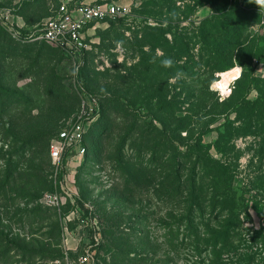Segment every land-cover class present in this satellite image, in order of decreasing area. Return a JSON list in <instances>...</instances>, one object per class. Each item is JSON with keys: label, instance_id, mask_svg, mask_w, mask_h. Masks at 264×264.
<instances>
[{"label": "rangeland", "instance_id": "rangeland-1", "mask_svg": "<svg viewBox=\"0 0 264 264\" xmlns=\"http://www.w3.org/2000/svg\"><path fill=\"white\" fill-rule=\"evenodd\" d=\"M60 1L0 0L6 22H0V91L12 99L0 107V185L1 177L13 172L0 189V232L10 239L0 245L5 257L0 264H56L66 254L68 264H77L96 233L98 264H203L191 244L177 248L175 239L168 245V205L146 190L128 200L115 189L123 190L122 176L129 178L123 167L139 162L140 152L147 161L164 150L171 156L174 146L188 160L184 174L195 170L198 154L203 164L209 158L230 160L237 196L249 208L245 225L262 220L264 0H73L130 6L124 16L91 24L81 62L56 46L23 42L10 31H39ZM165 60L171 63L165 66ZM219 64L222 68H215ZM236 69L233 79H225ZM192 71L201 74L191 78ZM248 89L247 98L256 102L252 114L236 106ZM230 97L227 108L217 103ZM84 100L102 106L87 124L90 156L53 160L52 142L76 121ZM105 131L95 161L91 147ZM201 131V147L187 151ZM200 172L210 175L208 169ZM258 174L263 176L254 180ZM51 192L60 194V205L44 201ZM39 207L42 212L34 213ZM142 216L149 218L147 246L144 234L136 232L143 228ZM109 225L125 229L111 237ZM124 233L131 235L127 247L120 239ZM117 247L125 255L117 256Z\"/></svg>", "mask_w": 264, "mask_h": 264}, {"label": "trees", "instance_id": "trees-1", "mask_svg": "<svg viewBox=\"0 0 264 264\" xmlns=\"http://www.w3.org/2000/svg\"><path fill=\"white\" fill-rule=\"evenodd\" d=\"M23 42H42L49 45V43L39 40ZM216 66L215 68L217 69L222 68L220 64ZM215 68L212 67V69ZM232 68L223 71V73ZM200 74V71H192L188 75L191 78H196ZM249 92L248 89L246 95L238 99L236 106H238V109L244 108L246 112L252 114L255 112L256 102H252L251 99L247 98ZM7 96L6 93L0 91L1 108L12 101L11 96ZM231 98L217 103L227 108V102ZM215 107L213 106V108ZM101 110V105L94 107L92 117L99 114ZM213 111H218V109H213ZM219 113L221 112H211L213 115H218ZM180 128H184V124ZM204 131L198 133V137L194 139V143L187 145V151L192 147L195 150L201 147L200 136ZM87 132L85 134L86 148ZM106 133V131L101 133L98 136L97 142L92 144L91 156L95 158V161L100 159L102 150H99V148L103 149L104 147V136ZM220 135L222 136L223 133L221 132ZM86 152L89 157V148L86 149ZM164 153L165 155L163 154V156L154 155L150 160L147 159L145 161L140 152L138 155L139 162H135V165L129 163V165L123 167L128 172L129 178H125L124 175L122 176L123 180H125L124 187L123 190L116 188V194L119 193V196L122 195L125 199L134 200L138 195H141V190H146L147 195L151 194L160 202H163L164 205H168L167 215L166 217L164 216V218L170 221L164 220L170 237L168 245H174L173 241L175 239L177 240V248L191 244L192 252H194L197 259L204 262L203 264H264V216L258 225L255 223L253 226L245 225L244 216L247 215L249 217V208L247 207L245 198L237 196L236 178L238 179V177L235 175V165L227 159L211 158L203 164L202 154L196 155L194 153L197 156V160L193 166L195 170L190 174H184L188 160L178 156L174 146H172L173 154H170L171 156H167L168 150H164ZM144 163L145 166H143ZM207 169L210 171V175L208 174V176L206 175L207 178H204L200 170H203L204 173ZM157 170L160 171L158 177L155 174ZM262 176L263 174H258V176L254 177V180H258ZM12 177V171L4 174L1 177L2 183L0 189H4ZM130 184H134L135 189H132L129 186ZM36 193H39V190ZM258 203L260 202L255 201V205H260ZM261 209L264 211V206ZM18 211L21 212L23 210L19 209ZM150 211H147V214H154V212ZM33 212L40 213L42 209L39 207ZM142 212L143 209H140L139 213L143 215ZM142 217L143 228L141 227L142 229H138L136 232L139 231V234H144L143 239L145 238L146 241L142 245L147 246L150 245L151 241L148 231L150 229L149 218ZM119 229L124 230L125 228L109 225L106 230L107 235L109 234L112 237ZM174 232H176L175 236L173 235ZM4 234V232H0V245L3 242L7 245L10 243V239L7 236L5 237ZM130 238L131 235L129 233H124L121 236L120 239L124 242L122 243L124 247L130 245ZM120 249L117 247V256L125 255V252ZM4 258L0 254V261Z\"/></svg>", "mask_w": 264, "mask_h": 264}, {"label": "built area", "instance_id": "built-area-1", "mask_svg": "<svg viewBox=\"0 0 264 264\" xmlns=\"http://www.w3.org/2000/svg\"><path fill=\"white\" fill-rule=\"evenodd\" d=\"M129 7L112 2L76 3L73 0H61L55 13L48 19L39 31L22 34L13 30L12 35L23 41H45L60 48L63 52L81 62L88 44V30L94 22L117 19L127 14ZM0 22H5L0 15ZM6 23V22H5ZM82 111L78 118L68 127L63 128L50 146L53 160L59 161L64 156L84 157L86 154L85 134L87 124L92 118L94 106L84 100ZM62 197L58 192L46 193L44 201L47 204L58 206ZM101 238L96 233L90 244H86L78 254L77 264H98L97 249ZM68 254L65 259L56 260V264H68Z\"/></svg>", "mask_w": 264, "mask_h": 264}, {"label": "bare ground", "instance_id": "bare-ground-1", "mask_svg": "<svg viewBox=\"0 0 264 264\" xmlns=\"http://www.w3.org/2000/svg\"><path fill=\"white\" fill-rule=\"evenodd\" d=\"M233 72H238V70L236 69V70H233V71H231V72H228V73H226V75H225V79L226 78H228L229 80L230 79H233V75H234V73ZM218 83V82H217ZM219 84V83H218Z\"/></svg>", "mask_w": 264, "mask_h": 264}, {"label": "clouds", "instance_id": "clouds-1", "mask_svg": "<svg viewBox=\"0 0 264 264\" xmlns=\"http://www.w3.org/2000/svg\"><path fill=\"white\" fill-rule=\"evenodd\" d=\"M163 63L165 64V66H167V65H169L171 63V61L165 60Z\"/></svg>", "mask_w": 264, "mask_h": 264}, {"label": "crops", "instance_id": "crops-1", "mask_svg": "<svg viewBox=\"0 0 264 264\" xmlns=\"http://www.w3.org/2000/svg\"><path fill=\"white\" fill-rule=\"evenodd\" d=\"M91 3H96V2H91ZM87 4H90V3H87ZM118 4V3H117ZM119 5H121V4H119ZM123 5V4H122ZM123 6H127V7H130V6H128V5H126V4H124ZM130 9V8H129ZM124 16V15H123ZM121 17V16H120Z\"/></svg>", "mask_w": 264, "mask_h": 264}]
</instances>
